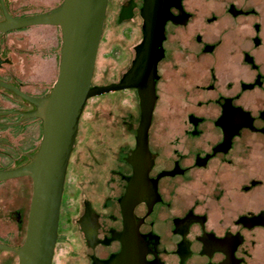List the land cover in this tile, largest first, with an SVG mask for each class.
I'll use <instances>...</instances> for the list:
<instances>
[{
    "label": "water",
    "instance_id": "95a60500",
    "mask_svg": "<svg viewBox=\"0 0 264 264\" xmlns=\"http://www.w3.org/2000/svg\"><path fill=\"white\" fill-rule=\"evenodd\" d=\"M0 264H264V0H0Z\"/></svg>",
    "mask_w": 264,
    "mask_h": 264
}]
</instances>
